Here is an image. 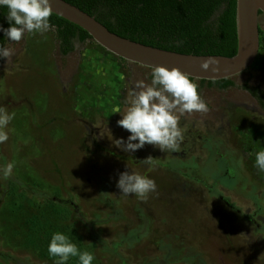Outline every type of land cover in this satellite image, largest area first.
<instances>
[{"label": "rangeland", "instance_id": "1", "mask_svg": "<svg viewBox=\"0 0 264 264\" xmlns=\"http://www.w3.org/2000/svg\"><path fill=\"white\" fill-rule=\"evenodd\" d=\"M6 47L15 51L0 64V106L15 118L0 143V264H54L56 232L93 253L92 264H264V174L254 155L264 150V105L243 87L264 89V48L232 77L236 86L199 90L210 111L182 117L181 150L165 153L115 144L130 135L117 125L128 93L150 84L151 68L94 40L63 55L52 27ZM149 156L152 165L142 161ZM132 170L155 181L146 200L116 187Z\"/></svg>", "mask_w": 264, "mask_h": 264}, {"label": "clouds", "instance_id": "2", "mask_svg": "<svg viewBox=\"0 0 264 264\" xmlns=\"http://www.w3.org/2000/svg\"><path fill=\"white\" fill-rule=\"evenodd\" d=\"M0 9H6L8 28L0 25L9 42L19 43L26 33L44 35L50 30L49 18L53 14L50 0H0ZM14 49L0 45V59L7 61L14 54ZM214 59L202 62L208 69L218 64ZM215 70V69H213ZM151 82L137 81L128 93L127 110L121 114L117 125L130 133L127 140L117 139L116 145L124 152H135L145 144L157 147L161 152L176 153L181 150L184 141V129L180 126L181 118L192 113L207 114L208 103L199 95L198 84L188 73L179 68L157 65L151 68ZM15 118L0 106V143L8 140L7 129ZM255 167L264 174V150L255 151ZM152 165L151 156L142 160ZM12 166L4 171V178L10 175ZM116 187L124 196L135 195L146 200L156 191L155 181L134 170L119 173ZM50 257L57 258L54 264H66L70 257L78 258L79 264H92L94 254L81 252L77 245L63 232L51 236L47 247Z\"/></svg>", "mask_w": 264, "mask_h": 264}, {"label": "trees", "instance_id": "3", "mask_svg": "<svg viewBox=\"0 0 264 264\" xmlns=\"http://www.w3.org/2000/svg\"><path fill=\"white\" fill-rule=\"evenodd\" d=\"M66 1L94 16L112 32L146 45L197 55L231 57L237 53V0ZM49 20L50 27L55 29L60 51L64 55L74 51L75 40L81 43L93 40L85 29L55 13ZM0 25L9 27L6 9H0ZM263 34L260 29L262 49ZM7 43V38L0 31V45L7 46ZM2 60L0 59V64ZM195 82L198 84V92L206 84L209 87L216 86L220 90L236 86L232 78L216 81L203 79ZM243 87L264 105V90L249 83ZM228 174L230 175L229 171L221 177H229Z\"/></svg>", "mask_w": 264, "mask_h": 264}, {"label": "water", "instance_id": "4", "mask_svg": "<svg viewBox=\"0 0 264 264\" xmlns=\"http://www.w3.org/2000/svg\"><path fill=\"white\" fill-rule=\"evenodd\" d=\"M50 4L53 13L85 29L95 42L119 58L148 68L176 67L195 80L232 78L251 68L259 55L264 0H237L238 49L231 57L180 53L146 45L112 32L94 16L66 0H50ZM209 59L219 63L204 69L201 64Z\"/></svg>", "mask_w": 264, "mask_h": 264}, {"label": "flooded vegetation", "instance_id": "5", "mask_svg": "<svg viewBox=\"0 0 264 264\" xmlns=\"http://www.w3.org/2000/svg\"><path fill=\"white\" fill-rule=\"evenodd\" d=\"M76 42H78V41L75 40V43H76ZM59 49H60V48H59ZM69 54H70V53H69ZM63 55H64V54H63ZM67 55H68V54H67ZM257 86H259L262 90H264L260 85H257ZM224 90H226V89H224ZM256 99L260 102V100H259L257 97H256Z\"/></svg>", "mask_w": 264, "mask_h": 264}]
</instances>
